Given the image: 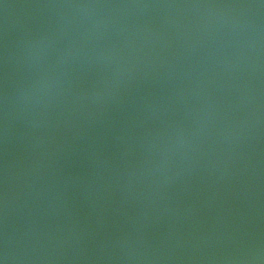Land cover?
Here are the masks:
<instances>
[{
	"label": "water",
	"instance_id": "obj_1",
	"mask_svg": "<svg viewBox=\"0 0 264 264\" xmlns=\"http://www.w3.org/2000/svg\"><path fill=\"white\" fill-rule=\"evenodd\" d=\"M0 264H264V0H0Z\"/></svg>",
	"mask_w": 264,
	"mask_h": 264
}]
</instances>
